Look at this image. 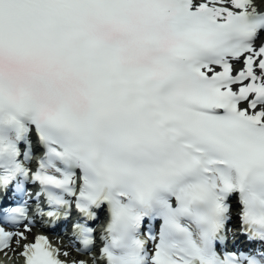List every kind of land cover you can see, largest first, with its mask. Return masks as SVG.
<instances>
[{"label": "snow or ice", "instance_id": "1", "mask_svg": "<svg viewBox=\"0 0 264 264\" xmlns=\"http://www.w3.org/2000/svg\"><path fill=\"white\" fill-rule=\"evenodd\" d=\"M35 226L70 264H264V0H0V253L69 264Z\"/></svg>", "mask_w": 264, "mask_h": 264}, {"label": "bare ground", "instance_id": "2", "mask_svg": "<svg viewBox=\"0 0 264 264\" xmlns=\"http://www.w3.org/2000/svg\"><path fill=\"white\" fill-rule=\"evenodd\" d=\"M37 235L34 231H32V234L29 236V241H31L32 236ZM65 236V234H64ZM52 244L56 247H60L62 251L66 250L70 253V255L67 258L74 259L76 257H79L81 259H86V256H82L81 254L73 253L72 251L74 248L69 244V241L67 240L65 236V240H50ZM64 257V256H63Z\"/></svg>", "mask_w": 264, "mask_h": 264}]
</instances>
